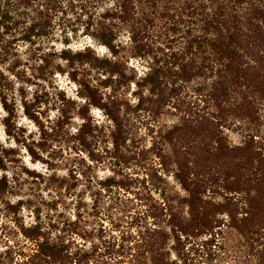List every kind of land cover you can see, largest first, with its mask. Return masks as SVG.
I'll return each instance as SVG.
<instances>
[{
  "label": "clouds",
  "instance_id": "obj_1",
  "mask_svg": "<svg viewBox=\"0 0 264 264\" xmlns=\"http://www.w3.org/2000/svg\"><path fill=\"white\" fill-rule=\"evenodd\" d=\"M221 4L240 20L239 75L189 47L217 38L204 23ZM248 12L249 0H0V264H264L259 160L218 155L221 141L264 155V46ZM183 162L191 179L220 177L203 199H230L234 217L192 224ZM227 170L240 189L225 191Z\"/></svg>",
  "mask_w": 264,
  "mask_h": 264
},
{
  "label": "trees",
  "instance_id": "obj_2",
  "mask_svg": "<svg viewBox=\"0 0 264 264\" xmlns=\"http://www.w3.org/2000/svg\"><path fill=\"white\" fill-rule=\"evenodd\" d=\"M240 3L241 1H237ZM191 7V4L189 5ZM225 15V6L223 4L220 5V9L216 16H214L212 19H208L205 17V23H204V31L205 33L208 32H215L219 35L216 39H208V38H201L197 37L194 38L191 42L189 47H191V44H195L198 49L204 50L205 46H208L211 48L212 53L215 54L219 59L228 58L230 60V63L227 65V71L231 74L239 75L241 74L240 71V63L242 60V57L239 55V52L237 49L241 47V36L242 33L240 31V20L237 17L236 22H232L234 16H230L228 19H224ZM254 21H264V7L263 6H255L254 4H251L249 6V12H248V18H247V26L252 30L253 36L249 37L250 40H258L260 42L261 46H264V29H261L258 23H254ZM223 24L225 28H229V31L227 33V36L224 35V33L220 30V25ZM211 29V30H210ZM234 29V30H233ZM210 30V31H209ZM141 50H143L144 46L141 45ZM192 65H185L183 67L182 71V77L185 80L190 79L193 76L192 72ZM160 71H157L153 73L148 79L149 82H151L154 87H159L160 85ZM224 87L223 84H221L214 95L219 99L220 96L224 94ZM221 150L224 149L222 146L220 148ZM242 154H246L248 152L252 153V155L246 154V159L250 160L252 162L253 159L259 160V169L264 171V155L262 153L256 151V148L251 145L249 142L247 147L245 149L240 150ZM221 156L220 154H218ZM258 169V170H259ZM184 176V175H183ZM179 177V176H178ZM181 177V175H180ZM190 179V172H186V178L182 177L181 181L183 185L191 191L192 197L189 200V204L191 207H193V220L192 224L195 226H210L214 219L215 214H212L207 208L209 206H213L215 209L222 208V205H215L209 201H205L202 196L203 191H207V188L209 185H216L219 184L218 182L211 181V182H205L204 184L201 183V180L199 178V175L195 178V180ZM264 180V179H263ZM259 181H262L261 179ZM225 191H228L226 187L223 186ZM231 189V188H229ZM258 190L260 191L261 195H264V184L258 186ZM213 192H217V189H213ZM203 202V203H198ZM225 204V203H224ZM228 208H224L225 210H228L230 213H232L233 217L235 216V205L232 204L231 200L229 199L227 201ZM196 207H199L196 209ZM205 210V211H204ZM203 211V212H201ZM224 211L223 209L219 210ZM170 222V221H169ZM235 223V220H233ZM179 224H181V219L179 217Z\"/></svg>",
  "mask_w": 264,
  "mask_h": 264
},
{
  "label": "rangeland",
  "instance_id": "obj_3",
  "mask_svg": "<svg viewBox=\"0 0 264 264\" xmlns=\"http://www.w3.org/2000/svg\"><path fill=\"white\" fill-rule=\"evenodd\" d=\"M237 1H241V0H237ZM238 3V2H237ZM251 4H254L255 6H263L264 7V0H249V6L251 5ZM232 22H236L237 21V17L236 16H234L233 17V19L231 20ZM240 22V21H239ZM211 30V29H210ZM209 30V31H210ZM186 131H192L191 129H186ZM201 131H204V132H207V134H213L212 133V130L209 128V126L207 125V124H205L202 128H201ZM170 137H171V134H170ZM250 143H251V145L252 146H254V148H256V145H255V143L254 142H252V141H249ZM221 146L224 148V149H220V152H219V154L221 155V157H224V156H234V155H239V156H241V157H244V158H246L247 156H246V154H249V155H252L253 156V154L252 153H250V152H248V153H246V154H242V152H240V150H237V152L236 153H232V152H230L228 149H227V147L224 145V143H223V141H221ZM261 153V152H260ZM247 160V159H246ZM247 163H248V165L250 166L251 165V161L250 160H247ZM203 170V169H202ZM259 171H261V172H264V171H262L261 169H259ZM186 172H192V170L191 169H189L188 167H187V164H186V162H183V163H181V172L178 174V176H179V178H180V180H181V178L182 177H185L186 178ZM180 175H181V177H180ZM184 175V176H183ZM199 175V178H200V174H199V172L197 173V175H196V177ZM233 175V170H227V171H225L224 172V183H223V186H228V187H226L227 188V190L229 191V192H231V191H236V190H238V189H240L241 188V183H240V180H239V177L237 178V180H235V181H233V180H231L230 179V177ZM264 177H261V180L262 181H258V183H257V187L259 186V185H262L263 186V184H264ZM191 180H195V179H189V181H191ZM201 180V183H205V182H211V181H215V182H220V177L219 176H216V175H212L211 177H209L208 179H206V180H202V179H200ZM185 187V186H184ZM186 188V187H185ZM229 188H231V189H229ZM187 189V188H186ZM188 190V189H187ZM189 191V190H188ZM189 193H190V197H188V198H185V200L183 201L184 203H187L190 207H191V205L189 204V200L191 199V197H192V194H191V191H189ZM206 193V191H203L202 192V196L204 195ZM217 192H213V195H215ZM206 201V200H205ZM207 201H209V202H211V203H213L212 202V200H207ZM198 203H203V202H198ZM213 204H215V205H219V204H216V203H213ZM220 205H222V208H219V209H215V208H213V206H209V205H207L208 207L207 208H209V210L208 211H210L212 214H215V213H217V212H219V210H221V209H223V210H225L224 208H228L229 206H228V204H227V202L225 203V204H220ZM199 207H196V209H198ZM193 209V207H191V210ZM205 211V210H204ZM201 212H203V211H201ZM154 214H156V215H159V216H162L163 215V212H162V210H157V212L156 213H154ZM179 222V217L177 216V215H173V217H172V219H171V221H170V223H172V224H179L178 223Z\"/></svg>",
  "mask_w": 264,
  "mask_h": 264
}]
</instances>
